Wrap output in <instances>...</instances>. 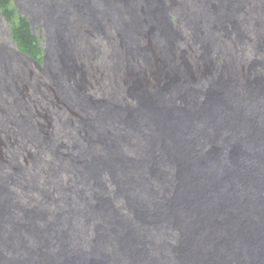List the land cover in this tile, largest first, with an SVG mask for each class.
Instances as JSON below:
<instances>
[{"label":"bare ground","instance_id":"obj_1","mask_svg":"<svg viewBox=\"0 0 264 264\" xmlns=\"http://www.w3.org/2000/svg\"><path fill=\"white\" fill-rule=\"evenodd\" d=\"M27 1L53 60L0 10V264H264V0ZM207 75L223 100L201 114Z\"/></svg>","mask_w":264,"mask_h":264},{"label":"rangeland","instance_id":"obj_2","mask_svg":"<svg viewBox=\"0 0 264 264\" xmlns=\"http://www.w3.org/2000/svg\"><path fill=\"white\" fill-rule=\"evenodd\" d=\"M19 4L21 5V9L23 10V11H25V12H30L29 11V8H28V4H25V3H23V2H21V1H19ZM15 5V4H14ZM201 10V9H200ZM18 13H19V11H18ZM199 13H201V16L203 17V18H205L206 17V11L205 12H202V11H199ZM23 16V15H22ZM167 18H168V20H169V22L170 23H172V25L175 27L176 26V24H177V19H176V17L173 15V14H168V16H167ZM33 19V21L34 22H36V20L34 19V18H32ZM10 26V25H9ZM40 28V29H39ZM39 28H35V31H34V33H36V31L38 30L42 35H43V40H44V43H43V47L45 48V51H46V53H48L50 56H49V58L51 59V60H53L52 58H51V55H52V52H51V46H50V44L47 42V40L48 39H50V35H49V33H47V31H45V29L42 27V26H40L39 25ZM51 32V31H50ZM52 33V32H51ZM226 33V32H225ZM231 37V36H230ZM168 38L169 39H171V40H173L174 42L173 43H169L168 41H167V44L169 45V51L171 52V51H173L174 50V53L176 54V55H180V54H178V52L179 51H181L182 50V47H180L179 46V44H178V42H177V38H178V35H177V31L175 30V31H173L172 33H170L168 36H167V38L165 39V40H168ZM166 42V41H165ZM260 44H261V46L263 45L262 44V42H261V40H260ZM222 45L225 47L226 46V44L222 41ZM231 45H229V47H230ZM178 47H180V48H178ZM178 48V49H177ZM231 50V52H233L234 51V48H232V49H230ZM51 52V53H50ZM214 54L216 53V51L214 50V52H213ZM173 54V53H172ZM175 54H173V55H175ZM58 55V53H57V51L55 50V54L53 55L54 57L55 56H57ZM171 60V59H170ZM224 61V60H223ZM221 62L220 61V66H221V69L220 70H223V67H224V65H225V62ZM55 62V61H54ZM236 63V61L234 62V64ZM210 66V65H209ZM234 66V65H233ZM169 67H170V65H169ZM233 69H234V71H232L231 72V76L229 77V78H226V79H224V80H222V81H220V80H218L219 81V83H221V85L219 84L218 86H220V87H222V89L223 88H225V87H227V85L231 82V81H234V86L237 88V92L239 91V93H237L236 95H235V100L234 101H237L241 106H242V104H241V101H243V100H246L247 99V96L249 95V90L248 89H246L245 87H244V89H241V88H243V85H242V76L245 74V70H244V68L243 67H236L235 66V68L233 67ZM142 70H143V72L145 73V74H147V76H149V77H151V74H153V72L151 71L152 69H151V67L150 66H147V70L143 67L142 68ZM170 71V68L169 69H166L165 70V72H164V75L165 74H167L168 72ZM171 72V71H170ZM169 72V73H170ZM193 72V71H192ZM195 72V71H194ZM244 72V73H243ZM247 72V71H246ZM204 73L206 74V72H205V70H204ZM208 73L210 74V75H212L213 73H212V71H211V69H210V67H209V69H208ZM181 75V74H180ZM57 76V75H56ZM212 76H214L215 77V75L213 74ZM248 77H249V73L247 72V75H246V77H245V79H244V82H246V83H248L249 84V86H251V84L249 83V81H248ZM38 79V78H37ZM40 79L43 81V79L40 77ZM57 79L59 80V83L61 84V85H63V83H61V80L62 79H60V77H58L57 76ZM170 79V78H169ZM39 80V79H38ZM231 80V81H230ZM146 83H147V81H146ZM206 86H207V91L209 92V95L207 94H205L204 93V91L202 90V88H198L197 90H196V95L194 96L196 99H199V101H198V107H199V113H201V114H206V112L207 111H213L211 108H210V105H211V107L215 110V109H217V108H221V107H219V106H214V103H218V100H223L222 99V97L220 96V93L218 94V92H216L215 90H214V88L213 89H210V87H209V84L211 85V83H210V78H209V75H207V78H206ZM204 83V84H205ZM39 84H41L40 83V81H39ZM204 84L202 85V86H204ZM173 85L175 86V83H173ZM171 86V85H170ZM173 86V87H174ZM212 86V85H211ZM135 88V87H134ZM233 87H231L230 89H229V93H230V97L232 96V94H231V89H232ZM173 91H172V90ZM170 90H171V92H172V95L171 96H174V94H175V91H174V88H171ZM138 94H140V96H142L145 100H147V98H151V94H150V91H149V89H148V86L146 85V89H144V91H142V92H138V91H136ZM236 92V91H235ZM204 93V94H203ZM202 95H204V96H202ZM172 98V97H171ZM40 99H42V96H41V98ZM43 100V99H42ZM167 99H164L163 101H166ZM174 99H171L170 100V102H172ZM57 100L55 99V95L53 94V93H48L47 94V97L43 100V104H52V103H54V102H56ZM263 101H264V92L258 97V105H259V107L261 106V104L263 103ZM170 102H167V103H165L164 104V108L166 109V106L170 103ZM43 106H45V105H43ZM46 107H48V106H45V107H43L44 108V113L47 115V113H48V110H47V108ZM41 108V107H40ZM167 108H169V107H167ZM206 109V110H205ZM38 111H41L40 109H39V107H38ZM255 113H257L256 111H255ZM222 116V112H219L218 113V116H216V117H218V118H220ZM260 117H262V116H260ZM260 117H258V118H260ZM173 118H176L177 120H178V122L180 121L179 119H178V117L177 116H175L174 114H173ZM199 120H201V116H200V118H199ZM219 124L220 125H222L223 123H222V121H220L219 122ZM241 124H243V122H241ZM224 127H228L227 126V123L225 122L224 123V125H223ZM218 127H215V129H217ZM7 136V134L6 133H3V132H0V137H1V139L3 140V141H5V137ZM185 139V138H184ZM186 143L188 144V142H187V140H186ZM243 143V142H242ZM11 144H13V147L11 148L12 149V151H14L15 150V148H17V146L19 147V142H12ZM244 144V143H243ZM8 145V144H7ZM231 145H232V143H230V147H231ZM215 146V145H214ZM22 149H25L24 147H22ZM6 153V152H5ZM35 153V151H32V152H30L27 156L25 155V154H22L21 153V156H20V162L19 163H21V165H23V164H25V163H27L28 162V160H29V155L30 154H34ZM4 154V153H3ZM215 157L214 156H210V157H208L207 159H206V162H207V160H210V161H212L213 159H214ZM189 159H194L192 162L195 164V160L196 161H199L198 160V157L195 155V157L194 156H192L191 158H189Z\"/></svg>","mask_w":264,"mask_h":264},{"label":"trees","instance_id":"obj_3","mask_svg":"<svg viewBox=\"0 0 264 264\" xmlns=\"http://www.w3.org/2000/svg\"><path fill=\"white\" fill-rule=\"evenodd\" d=\"M21 2L28 4L27 0H21ZM0 10L8 21L12 38L17 42L20 50L34 60L44 64L45 48L43 47V35L38 30L34 33L35 28H39V21L36 20L34 22L30 12L23 11L16 0H0ZM56 46L60 47L58 38L56 39ZM214 57L217 59V61L215 60L217 64L215 65L211 62L210 69L215 77L222 81L224 73L223 70H220L221 66L219 63L220 61L222 62L223 58L218 53H215Z\"/></svg>","mask_w":264,"mask_h":264}]
</instances>
